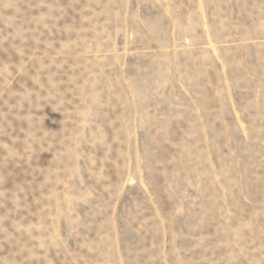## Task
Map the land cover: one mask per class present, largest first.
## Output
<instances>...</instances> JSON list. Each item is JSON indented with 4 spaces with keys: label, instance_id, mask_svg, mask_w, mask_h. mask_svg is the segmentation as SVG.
Masks as SVG:
<instances>
[{
    "label": "rangeland",
    "instance_id": "374dc122",
    "mask_svg": "<svg viewBox=\"0 0 264 264\" xmlns=\"http://www.w3.org/2000/svg\"><path fill=\"white\" fill-rule=\"evenodd\" d=\"M0 264H264V0H0Z\"/></svg>",
    "mask_w": 264,
    "mask_h": 264
}]
</instances>
